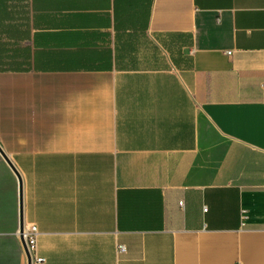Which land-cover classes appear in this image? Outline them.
I'll return each instance as SVG.
<instances>
[{"label":"crops","instance_id":"0c3cea01","mask_svg":"<svg viewBox=\"0 0 264 264\" xmlns=\"http://www.w3.org/2000/svg\"><path fill=\"white\" fill-rule=\"evenodd\" d=\"M263 86L264 0H0L38 264H264ZM18 230L0 155V264H27Z\"/></svg>","mask_w":264,"mask_h":264},{"label":"built area","instance_id":"2783aa9c","mask_svg":"<svg viewBox=\"0 0 264 264\" xmlns=\"http://www.w3.org/2000/svg\"><path fill=\"white\" fill-rule=\"evenodd\" d=\"M263 97H264V86H263ZM19 230L17 232V236L19 237ZM26 247L31 255L32 264H38L43 262L42 257L36 256V248H37V238L39 235V231L35 225H30L28 228H24L22 233ZM125 248L122 245L118 246L119 252H124Z\"/></svg>","mask_w":264,"mask_h":264},{"label":"water","instance_id":"95a60500","mask_svg":"<svg viewBox=\"0 0 264 264\" xmlns=\"http://www.w3.org/2000/svg\"><path fill=\"white\" fill-rule=\"evenodd\" d=\"M0 155L3 157V159L8 163V165L10 166V168L12 169V171L14 172V174L17 177L18 180V195H19V239L22 245V249L24 251V254L26 256V260H27V264H32V258L31 255L26 247V243L24 240V237L22 235L24 227H23V215H22V179L20 174L18 173V171L15 169V167L12 165V163L10 162V160L8 159V157L4 154V152L2 151L1 147H0Z\"/></svg>","mask_w":264,"mask_h":264}]
</instances>
